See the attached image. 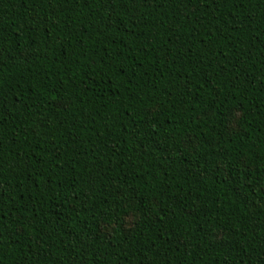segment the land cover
Here are the masks:
<instances>
[{
    "label": "trees",
    "instance_id": "trees-1",
    "mask_svg": "<svg viewBox=\"0 0 264 264\" xmlns=\"http://www.w3.org/2000/svg\"><path fill=\"white\" fill-rule=\"evenodd\" d=\"M0 264H264V0H0Z\"/></svg>",
    "mask_w": 264,
    "mask_h": 264
}]
</instances>
